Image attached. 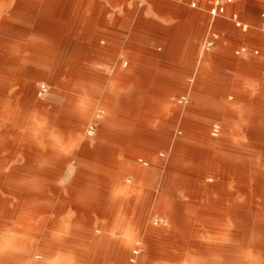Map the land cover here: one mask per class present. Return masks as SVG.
Instances as JSON below:
<instances>
[{
  "label": "bare ground",
  "instance_id": "obj_1",
  "mask_svg": "<svg viewBox=\"0 0 264 264\" xmlns=\"http://www.w3.org/2000/svg\"><path fill=\"white\" fill-rule=\"evenodd\" d=\"M23 48L0 37V103L6 104L5 90L28 84L21 77L15 83L21 59L32 64L25 65L21 75L32 74L36 82L45 79L50 60L25 51L21 57ZM38 65L40 69L34 67ZM77 68L74 65L72 70ZM78 74L83 80L74 78L71 88L66 84L65 91L58 93L70 102L62 110L54 107L51 114L45 103L35 102V95L42 98L57 91L34 81L29 83L34 92L26 94L27 106L15 101L14 91L0 114L5 126L0 132V264H156L161 260L164 264H264V184H209L204 172L193 184H182L185 175H179L196 156L208 168L223 167L220 162L227 151H244L241 165L255 166L237 137L225 139V127L219 122L214 127L204 124L208 130L201 132L204 138H181L178 147L183 149L178 152L166 150L163 157L171 166L163 184H127V172L135 162L130 159L121 161L114 174L116 184L91 186V190L71 181L56 182L63 170L58 166L69 161L76 147L79 169L80 147H93L105 156L115 151V141L122 140L117 132H129L118 129L125 123L113 108L130 97L129 85L123 84L127 78H111L102 84L105 91L100 95L93 65ZM59 116L73 119L76 127L63 128L67 122L62 119L57 121L62 127L56 129ZM138 131L152 133L151 128ZM232 134L236 136V131ZM16 149L24 154L18 155ZM150 150L142 155L151 161L163 159ZM31 154L36 165L32 178L26 164ZM17 157L23 164H17ZM152 171L149 168L150 181ZM241 174L251 178L247 170Z\"/></svg>",
  "mask_w": 264,
  "mask_h": 264
},
{
  "label": "rangeland",
  "instance_id": "obj_2",
  "mask_svg": "<svg viewBox=\"0 0 264 264\" xmlns=\"http://www.w3.org/2000/svg\"><path fill=\"white\" fill-rule=\"evenodd\" d=\"M165 1L179 3L191 11L203 13L207 17V28L205 34L203 39L198 42V56L200 57L202 54H209L211 61H209V70H203L200 68H196L195 70V73L200 75L197 79V83L204 91V94L200 97L198 103L196 104V108H188L185 103H182L179 109L178 107H173L171 110L164 112L161 105L157 104V107L152 103H143V108H138L135 112H141V115L146 117L144 118L146 125H140V123H138L139 125L123 124L121 126L122 128L119 127V130L126 131L127 129L129 132L124 134L123 132L118 131L117 134L119 137H122V140L115 141L112 144L115 151L110 154H106L105 156L93 147H80L83 153L79 155V169H76L75 167V164H77L76 157L77 154H79V149L76 147L74 149V154L69 161H67L66 164H60L58 166L63 170L61 177L56 181L57 183L69 184V181H71V184L74 182V184H79L83 187L88 186L87 188L91 190H93L92 187H97L103 184H116L114 174L120 167L121 161H127L130 159L138 161V163H142L148 168H152L159 172L160 176L157 177L156 184H161L163 182V173L166 170H169V167L171 166V162H168V160L163 157L166 150L170 153L178 152L179 147L183 149L181 146L178 147V142L181 141V138L188 141L197 140L198 137L204 138L201 132H208V130L204 127V124H214V127L215 124L219 122L225 127L226 132L223 134L226 137L225 139L227 140L229 137L231 139L232 137H237V140L245 146L246 151H250L251 160H253L255 166L251 168V166L246 167L243 166V164L241 165L244 151L242 154L234 151H227L224 161L222 163L220 162V164H223V167L220 168H208L209 165L196 156L190 160V163L187 167H185V170H180L181 174L179 175H185V182L182 184H193L195 182L194 179H196L197 176L203 172L207 175L206 181L209 184H257L258 181L259 184H264V18L261 16L262 12H264V0H233L232 3L227 5L225 15L216 17H212L209 13V7L212 0H201L199 6L196 8L190 6V0ZM125 6L132 12L130 19L131 27L137 23L139 13L144 19H156L150 12L152 7L148 0H128ZM116 8H121V6H117ZM233 13H237L236 20L231 19V14ZM4 15L6 16L7 14ZM236 22H239V25H237ZM5 23L3 38L7 41H12L11 26L7 23L6 25ZM59 31L60 30H53L52 34H48L51 41L49 46H47L48 50L44 55L50 60V67L49 69H44L45 79L40 81L48 87L55 89L57 93L50 92L49 94H45L42 98L36 97L35 95V102L40 101L44 104V100L48 99L54 104L51 106L46 104V110L51 112V114L54 113V107H58L60 104L61 94L58 93H63L64 91L61 92L59 90H65L66 84H68L67 87L71 88L70 85L75 79L79 78L83 80V76L81 77L78 73L83 70V67L93 65V61L90 58L93 52V46H87L82 53L80 46L76 45L72 41V35L75 33L74 29H67V35L65 34L66 30H61L60 34ZM60 37L62 38L60 39ZM131 38L139 43H143V40L140 37H135L134 33L131 35ZM211 38L214 40V43L212 47L206 48V42ZM61 41H63L62 45H60ZM22 42L23 40H21L20 46L21 48H24L20 53L21 57L23 56L22 52L24 53L25 51V53H28L29 51L28 46L26 48V45ZM183 44L184 42L181 40V43L179 44L180 49L183 47ZM99 47L101 54H106L108 52V48L104 44H100ZM94 51L96 52V50ZM193 51L195 52V48ZM79 53L81 56L83 54V58L78 56ZM250 60L258 63L257 71L260 74V77L255 76L254 82L251 83L248 76H242L245 78V81L243 86L244 92H241V96L245 99L243 100V103L249 106L245 107L242 106L243 103L237 100V94L231 93L233 89H237V86L232 84L233 78L227 73H234L236 72V69L230 67L215 69L213 66L219 63L227 64L229 61L245 62ZM20 63L21 64L18 67L20 73L25 65H32L22 59ZM74 65L78 66L77 71L79 72L72 70ZM34 67L37 69L41 68L39 65ZM6 68H8V66H6ZM113 68L114 65L111 61H101L97 66V70H100L101 73L99 74L98 71H96L94 80L97 84L99 83V87H97V89L99 90L100 95H102L105 91L104 88L101 87L102 84H106L109 79L106 74L108 75L109 70ZM252 73H255V71L250 70L245 74ZM209 74L216 75L214 77L219 78V81L217 80L215 83L213 81H208L207 78L210 76L207 75ZM17 78L18 77L16 75V84L19 81V78ZM21 78L24 83L28 82L27 76L24 75L23 77L21 76ZM222 79L229 82H223ZM86 81L90 82L91 79L85 80L84 82ZM40 82L35 81L34 83L38 86ZM12 88L5 90L4 98L6 100V104L12 100ZM248 89L251 91H247ZM257 89L262 90L258 91ZM68 93L71 92L68 91ZM184 95H186V92H182L180 98L182 99ZM15 98V101L17 102L16 94ZM6 104L5 102L0 103V114L2 115L5 112ZM123 105L124 104H116V106H119L120 108H122ZM145 106L149 107L147 108ZM64 119L67 123L65 122L66 124L62 125L63 128L76 127L73 123V119ZM55 121L56 124L54 126L56 129L62 127L59 123H57V121L62 122V118L60 116L57 120L55 119ZM4 128L5 126L3 121H0V132H3ZM139 128H151L152 133H140L138 131ZM234 131H236V136L232 134ZM211 135L213 136V133H211ZM169 137L170 139H168ZM130 148L139 150L141 155H129ZM149 149H151L150 151H155L156 155H160L159 157L163 159L151 161L149 158L142 156V154L149 151ZM15 153L18 155L24 154L23 151L18 149L15 150ZM88 154L91 157H89ZM101 157L104 158L106 162H102L100 160ZM257 157L258 159H256ZM34 159V156L31 154V156H29V162L26 163L29 166L28 168L32 171L30 176L31 178L32 175L34 176L36 168ZM23 162L24 161L21 157H17L18 165L23 164ZM258 162L260 164L257 166ZM242 169L247 170V173L251 174V178H246V176L244 177V175L241 174ZM158 262L159 264H164V261L162 260ZM158 262H156V264H158Z\"/></svg>",
  "mask_w": 264,
  "mask_h": 264
},
{
  "label": "crops",
  "instance_id": "obj_3",
  "mask_svg": "<svg viewBox=\"0 0 264 264\" xmlns=\"http://www.w3.org/2000/svg\"><path fill=\"white\" fill-rule=\"evenodd\" d=\"M127 1L0 0V37H3L4 34V21L11 26L12 42L15 45L20 46V42L23 40L29 48V56H41L48 59L44 55L51 41L48 34H52L53 30H60L59 34L61 30H66L65 34L67 35V29H74L72 41L80 46L81 52L87 46H93L90 58L93 61V67L99 74L101 72L97 70L98 64L101 61H111L114 68L113 71L109 70L108 75L106 74L109 78L108 81L115 76L127 78L123 84H125L124 87L129 85L127 89L130 97L125 100L122 108L116 106L118 103L113 105V108L119 111V113L117 112L119 120L125 124L146 123L144 121L146 117L142 116L141 112H135L136 109H141L143 103L161 105L164 112L173 107L179 109L182 103H185L188 108L195 109L200 97L204 94L200 85L194 80L200 76L195 73V70L196 68L209 70V61H211L209 54L198 56V42L203 39L205 34L207 17L203 13L191 11L184 5L173 1L148 0L152 7L150 12L156 19H144L139 13L137 23L131 27L132 12L125 6ZM117 6H121V8L117 9ZM133 33L135 37H140L143 43L132 40ZM181 40L184 44L180 49ZM100 44L107 46L106 54L100 53ZM78 56L81 54L79 53ZM81 58H83V54ZM213 67L215 69L223 67L236 69V72L227 74L232 76V84L237 86V89H233L231 93L237 94L236 98L241 103L245 100L241 96V92H244L245 81L242 76H248L251 83L254 82L255 76L260 77L257 71L258 63L253 60L229 61L227 64L219 63ZM250 70L255 73L245 74ZM17 74L18 78L24 76V74L21 75L19 69ZM25 76L28 77V84L12 88V92L16 91L14 93L17 94V101L19 100V104L22 106H27L30 103L29 100H26L29 98L26 94L34 92V87L29 84L35 81L34 76L32 74ZM207 76H210L207 78L208 81L214 83L219 81V78L214 77L216 75L209 74ZM222 80L229 82L225 79ZM257 90L261 91L262 89ZM182 92H186V95L182 97L183 102H180V93ZM60 98L58 107H61L62 110L67 104L69 105V102L64 96L60 95ZM44 103L48 106L54 105L48 99H45ZM242 106L249 107L244 103ZM121 114L123 115L121 116ZM129 155L136 156L141 153L134 149L133 152H129ZM154 171H152L155 173L154 178L150 181L149 168L135 161L127 172V184H156V179L160 175L159 172ZM166 172L167 170L162 177Z\"/></svg>",
  "mask_w": 264,
  "mask_h": 264
},
{
  "label": "built area",
  "instance_id": "obj_4",
  "mask_svg": "<svg viewBox=\"0 0 264 264\" xmlns=\"http://www.w3.org/2000/svg\"><path fill=\"white\" fill-rule=\"evenodd\" d=\"M201 0H190L189 4L191 7H198ZM233 0H212L210 7H209V13L212 17L216 16H223L225 15L227 11V5L232 3ZM262 18H264V12L261 14ZM231 19L236 20L237 19V13L231 14ZM237 25H239V22H236ZM214 43V40L211 38L206 42V48L212 47Z\"/></svg>",
  "mask_w": 264,
  "mask_h": 264
}]
</instances>
